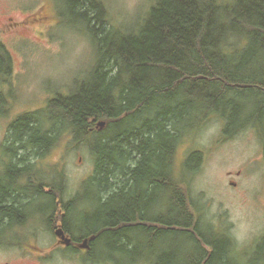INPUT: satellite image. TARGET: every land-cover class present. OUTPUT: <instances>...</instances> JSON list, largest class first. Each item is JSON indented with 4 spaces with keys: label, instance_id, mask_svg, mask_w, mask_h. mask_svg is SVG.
<instances>
[{
    "label": "trees",
    "instance_id": "1",
    "mask_svg": "<svg viewBox=\"0 0 264 264\" xmlns=\"http://www.w3.org/2000/svg\"><path fill=\"white\" fill-rule=\"evenodd\" d=\"M70 1L95 45L96 60L91 75L68 94L57 93L10 123L0 149L21 162L5 177L14 181L18 172L21 207L1 178L0 231L16 235L4 221L23 225L30 207L49 229L61 210L65 232L88 239V248L65 249L84 251L98 263L245 264L229 235H214V226L205 223L208 230L201 228L187 186L202 153L190 151L180 163L189 173L178 177L173 149L211 115L222 120L225 133L255 127L264 145V0H156L126 31L110 25L101 1ZM11 69L0 41V116L8 110ZM66 134L73 142L93 136L94 158L87 190L63 204L62 184L56 188L47 170L39 176L37 161ZM30 221L26 225L34 229L38 219ZM179 233L192 245L191 255L164 243ZM253 248L250 260L258 262L264 234ZM98 249L117 259L105 251L103 258L96 256Z\"/></svg>",
    "mask_w": 264,
    "mask_h": 264
},
{
    "label": "rangeland",
    "instance_id": "2",
    "mask_svg": "<svg viewBox=\"0 0 264 264\" xmlns=\"http://www.w3.org/2000/svg\"><path fill=\"white\" fill-rule=\"evenodd\" d=\"M99 1L110 25L126 31L141 22L156 0ZM73 5L70 0H0V41L12 61L6 85L8 110L0 116V146L17 116L42 108L57 93L68 94L91 75L96 60L95 45L87 37L85 23L73 12ZM233 113V108L227 110V116L232 117ZM223 126L221 119L211 115L198 130L194 124L193 131H187L174 152V161L181 170L178 177L189 173L181 165L186 155L192 150L200 151L202 161L188 180L187 189L201 215V228L206 232L205 224L214 226L211 230L214 235L223 231L237 244L241 255L236 257L245 264H258L263 257H257L258 262L250 259L255 256L253 247L264 234V145L253 126L229 134ZM93 141L94 137L89 136L73 142L66 134L37 161L39 176L43 177L42 169L47 170L56 188L57 183L62 184L59 192L63 193V204L92 174ZM86 187L82 186L81 190H87ZM38 203V207H45ZM34 214L31 217H35L32 223L38 219L36 227L28 228L24 221L17 227L16 235L30 240L36 247L1 245L0 264H104L86 258L84 251L73 252L56 244L54 230L59 226V211L49 229L38 209ZM13 234L4 236L0 231V241H13L16 239ZM164 243L170 249L177 246L181 256L192 254V245L180 233ZM102 251L117 259L116 253L104 249H98L95 255L103 258Z\"/></svg>",
    "mask_w": 264,
    "mask_h": 264
},
{
    "label": "flooded vegetation",
    "instance_id": "3",
    "mask_svg": "<svg viewBox=\"0 0 264 264\" xmlns=\"http://www.w3.org/2000/svg\"><path fill=\"white\" fill-rule=\"evenodd\" d=\"M175 151H176V149H173V152H175ZM18 153L20 154V150L18 151ZM0 154H2V156H0V181H2L1 178L4 179L5 177H7V175H8L7 174L8 173L7 170L9 169V167L19 168L21 162H20V160H18L19 159L18 156H16V155L13 156L11 154L9 155L6 152H4L2 149H0ZM17 173H15V174L17 175ZM16 175L14 177V181L12 180L13 182L11 180H9L10 178L9 179L5 178L6 179L5 181H7L8 185L10 183V185H9L10 186V190L13 192V196H14L15 200L17 201V203L19 202L17 206L21 207V194H20V188L21 187H20V183H18V181L16 179ZM83 185H84V181H83ZM78 190L81 191V186H80L79 189H77V191ZM76 192H75V194H76ZM79 197H80L79 199L83 198V196L81 194H80ZM30 209L31 210H29V212H28L29 215L27 216L29 219L27 218L28 220L26 219V222L30 221V219L32 218L31 216H34L35 215L34 213H36V210H37V208L32 209V207H30ZM59 213H60L61 216H60V220H59V226L57 227V229H61L62 232H63V235L65 237H68L70 239V241H69L68 244L63 242L61 237L57 236L55 234V231L57 230V229H55L54 230V234L56 235L55 237H57V239H58V242L56 244L59 245V246H62L64 248H69V247L75 248L76 247V248L80 249L81 248L80 245L83 244V240L84 239L82 241L78 240V238H74L71 234L65 232V230L62 227L63 226L62 219H63V214L64 213L61 210H59ZM8 223L14 225L13 230L16 232V229H17L15 227L16 226V222H10L8 220L4 221L5 225H7ZM30 223H32V221H30ZM2 227H3V225H2ZM13 235L15 236L16 239H14L13 241L11 239H7L8 241H0V247H2V246H10V247H17V248H25V249H26V247H30V248H35L36 247V245H34L33 243L29 242L30 240H27V239L23 240L22 237H19V236L15 235V234H13Z\"/></svg>",
    "mask_w": 264,
    "mask_h": 264
},
{
    "label": "water",
    "instance_id": "4",
    "mask_svg": "<svg viewBox=\"0 0 264 264\" xmlns=\"http://www.w3.org/2000/svg\"><path fill=\"white\" fill-rule=\"evenodd\" d=\"M96 126H97L98 128H102V127L104 126V121H99V122H97ZM55 234H56L57 236H60L61 239L63 240V242H65L66 244L69 243L70 239H69L68 237H65V236L63 235V232H62L61 229H57V230L55 231ZM87 242H88V239H84V240H83V244H81L80 247H81V248H88V244H87Z\"/></svg>",
    "mask_w": 264,
    "mask_h": 264
}]
</instances>
